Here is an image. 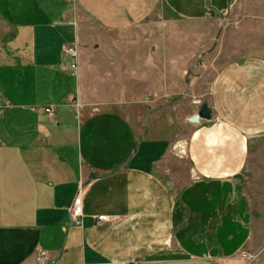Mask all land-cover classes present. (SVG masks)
<instances>
[{
	"label": "crops",
	"instance_id": "1",
	"mask_svg": "<svg viewBox=\"0 0 264 264\" xmlns=\"http://www.w3.org/2000/svg\"><path fill=\"white\" fill-rule=\"evenodd\" d=\"M239 3L0 0V264H38L42 247L54 264H240L256 250L264 13ZM209 43L231 57L203 83ZM203 100L211 117L190 121Z\"/></svg>",
	"mask_w": 264,
	"mask_h": 264
},
{
	"label": "rangeland",
	"instance_id": "2",
	"mask_svg": "<svg viewBox=\"0 0 264 264\" xmlns=\"http://www.w3.org/2000/svg\"><path fill=\"white\" fill-rule=\"evenodd\" d=\"M236 11L238 13L247 11H251V13H264V0H240ZM207 28L214 29V23L207 24ZM212 44L209 43V49H207V52L203 53L200 57L201 60H203V63H205L202 70H193L192 73L196 74L198 73V71H202L201 80L203 81V83L207 80V83H209L210 78L213 77V74L220 63H222L225 59L231 57L230 53H216L214 51V45ZM204 101L208 103L207 100L196 103L201 105ZM261 145L262 146L259 150H255V153L251 159L252 164L250 165L251 171L248 182L251 191L248 192V194L252 202V207L255 210L253 240L255 242V245H257V248L253 252L250 251L251 255H242V261L240 260V264H264V168L260 164L262 162V158L264 157V144L261 143ZM177 167L179 168V172L181 174L186 173L188 170L186 160L179 161Z\"/></svg>",
	"mask_w": 264,
	"mask_h": 264
},
{
	"label": "built area",
	"instance_id": "3",
	"mask_svg": "<svg viewBox=\"0 0 264 264\" xmlns=\"http://www.w3.org/2000/svg\"><path fill=\"white\" fill-rule=\"evenodd\" d=\"M66 50L73 54H77V47L74 44L68 45L66 47ZM72 66L76 67L77 62L72 63ZM46 110H48V112H52L53 107L49 105L46 107ZM82 214H83V204H82V186H81L79 189V192L75 196L72 210H71V216H72V219L76 220L77 222H80V215ZM97 218H98V221H104V220H110L112 218H117V216L110 215L107 213H101V214H98ZM38 264H54V260L50 259L49 252L46 248H43V247L39 248ZM130 264H135V263H130Z\"/></svg>",
	"mask_w": 264,
	"mask_h": 264
},
{
	"label": "water",
	"instance_id": "4",
	"mask_svg": "<svg viewBox=\"0 0 264 264\" xmlns=\"http://www.w3.org/2000/svg\"><path fill=\"white\" fill-rule=\"evenodd\" d=\"M212 115V108L211 106L206 102H202L200 109L189 116V120L192 122H198L201 117H211Z\"/></svg>",
	"mask_w": 264,
	"mask_h": 264
}]
</instances>
